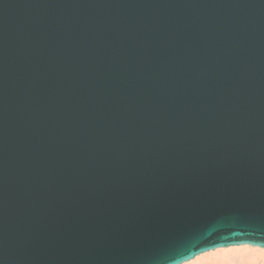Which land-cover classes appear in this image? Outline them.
I'll use <instances>...</instances> for the list:
<instances>
[{"label": "water", "instance_id": "water-1", "mask_svg": "<svg viewBox=\"0 0 264 264\" xmlns=\"http://www.w3.org/2000/svg\"><path fill=\"white\" fill-rule=\"evenodd\" d=\"M264 249V0H0V264Z\"/></svg>", "mask_w": 264, "mask_h": 264}, {"label": "bare ground", "instance_id": "bare-ground-1", "mask_svg": "<svg viewBox=\"0 0 264 264\" xmlns=\"http://www.w3.org/2000/svg\"><path fill=\"white\" fill-rule=\"evenodd\" d=\"M194 259L200 264H264V249L248 245L232 246L200 254Z\"/></svg>", "mask_w": 264, "mask_h": 264}, {"label": "clouds", "instance_id": "clouds-1", "mask_svg": "<svg viewBox=\"0 0 264 264\" xmlns=\"http://www.w3.org/2000/svg\"><path fill=\"white\" fill-rule=\"evenodd\" d=\"M161 264H182V261L177 258L176 253L169 249L166 252ZM183 264H200L199 260L193 259L192 261H184Z\"/></svg>", "mask_w": 264, "mask_h": 264}]
</instances>
